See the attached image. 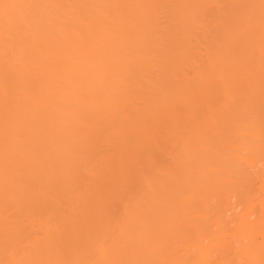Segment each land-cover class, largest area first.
<instances>
[{"label":"bare ground","instance_id":"6f19581e","mask_svg":"<svg viewBox=\"0 0 264 264\" xmlns=\"http://www.w3.org/2000/svg\"><path fill=\"white\" fill-rule=\"evenodd\" d=\"M0 264H264V0H0Z\"/></svg>","mask_w":264,"mask_h":264}]
</instances>
